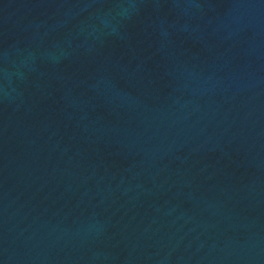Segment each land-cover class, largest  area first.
I'll return each instance as SVG.
<instances>
[{"label":"water","instance_id":"water-1","mask_svg":"<svg viewBox=\"0 0 264 264\" xmlns=\"http://www.w3.org/2000/svg\"><path fill=\"white\" fill-rule=\"evenodd\" d=\"M0 264H264V0H0Z\"/></svg>","mask_w":264,"mask_h":264}]
</instances>
